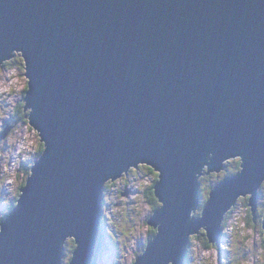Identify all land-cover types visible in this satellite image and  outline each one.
I'll return each instance as SVG.
<instances>
[{"label":"water","instance_id":"1","mask_svg":"<svg viewBox=\"0 0 264 264\" xmlns=\"http://www.w3.org/2000/svg\"><path fill=\"white\" fill-rule=\"evenodd\" d=\"M14 48L31 78L27 122L46 151L4 222L0 264H61L69 234L78 239L75 250L69 238L71 264H98L105 181L141 160L158 173L159 206L147 220L158 235L134 264H186L188 234L219 241L241 193H253L255 221L264 0H0V61ZM236 154L244 170L223 177L201 206L196 172L205 163L206 174L220 171ZM199 206L203 218L189 223ZM262 229L264 237V211Z\"/></svg>","mask_w":264,"mask_h":264},{"label":"clouds","instance_id":"2","mask_svg":"<svg viewBox=\"0 0 264 264\" xmlns=\"http://www.w3.org/2000/svg\"><path fill=\"white\" fill-rule=\"evenodd\" d=\"M17 54H22L26 56L23 49L14 48L12 49V55L10 57L0 61V67L3 66L4 61L11 60ZM27 72H28V67H27ZM6 75L16 77V79L8 80L7 83H3V81L6 79ZM21 76L22 73L19 71L18 67L8 72L7 74L5 72H0V84H2V86H0V117L7 118L8 113L11 112L12 108L15 107L17 97L25 99V96L23 95L24 88L27 85L30 76L26 74V76H23V78L20 79ZM13 88L15 89V95L11 94ZM9 105L11 107H9ZM2 123L3 120H0V124ZM40 132L42 131L40 130ZM39 148H40L39 134L35 130L29 132V130L23 125H17L14 132L8 133L6 135V142L0 141V200H2V204L5 206L4 211L0 212V234H2L4 231V222L7 218V215L10 214L11 209L13 207L18 206L17 204L12 202L13 192L15 188L18 186L15 178L16 172L22 171L23 166L25 164L29 165L32 168V170L34 169L37 161L42 158V156L46 151L45 150L41 152L39 151ZM214 155L215 153L212 152L208 154L209 158H211ZM230 158H239L241 160V166L239 165L240 169L238 173L242 172L244 170L243 155L236 154L234 156H229L223 161V163ZM143 161L146 160H141L138 161L137 164L130 165L126 170H121V174L119 176L116 177L109 176L105 181L104 184L105 190L103 192L104 202L102 203V220L106 218V215L109 217L108 219H106L108 225L107 232L109 235H111L112 233V228L115 222L112 219L111 214L106 213V208L108 207V205H113L111 210L112 212H117L120 210L119 208L115 207L114 202L119 195V189L124 185V181L121 178L125 176V174L129 173L130 170H133L134 166L139 167V165ZM206 169H209V164L207 163L203 165V171L198 170L195 174L196 178L200 182H201V177L205 174ZM160 171L162 173V170ZM233 174H237V173H233ZM110 181L116 182L115 187L113 188L111 193L107 191L105 187L106 182H110ZM152 182L153 181L151 176H144V178L140 181L133 180L132 185H130V187H139L143 189L144 187L151 185ZM5 189H7L6 192ZM262 189H264V180L260 182V186L257 189V192L264 193ZM245 193L253 194L251 191ZM241 194H239L236 197L235 202L232 203L230 207H228V209L224 212L221 221V227H222V235H224L225 238L217 242H219L224 249H229V248L234 249L236 243L235 241L236 235H238L241 240H244V238L247 237V240H244V245H242L241 247L246 246V248L248 249L247 251L249 252L247 258H243V257L241 258V264H264V237H262L255 228L248 226V222L246 218L249 212L251 214V210L250 207L248 210V207L246 205L240 203V200L242 199ZM258 196H257L256 209H255L257 215H259V210L262 207H264V196H261L259 199ZM128 199L129 198H124L123 202L127 203ZM130 199L138 200L137 208L140 213V215H138L135 219L136 231L129 237L130 246L132 248L137 247L138 242L141 240L143 242V245L145 240H147L148 241L147 246H148L149 242L154 240L155 236L158 235V234L149 235V231L147 228L146 218L148 215L151 214L152 211L151 205L146 203L143 197L138 196L137 194H132L130 196ZM164 204L165 202L161 199L159 208H163ZM237 205H239V207H237ZM251 208L253 209L252 204H251ZM233 209H235V211H233ZM203 215H204V208L202 209V211L199 210V208L191 209L189 212V223L193 219H202ZM262 218H263V214H262ZM158 226L160 227V225ZM202 228H207V227L201 226L200 229ZM194 232L196 231H192L188 234L189 243L186 247V259L188 261V264H218L217 249L216 248L205 249L202 241L194 240L192 238V233ZM70 237L76 238L77 247L75 248V250L78 248L77 236L75 234L67 235L63 242V247L65 248L66 255L61 257V264H71L72 260L74 259L75 250L70 255L69 247L67 244ZM112 240L113 242L118 243L117 239L112 238ZM146 249L147 247H143L142 254L146 251ZM233 256L234 253H230V255L224 256L222 258L223 264H232ZM117 260H118V264H124V262L120 257H118ZM168 264H175V262L169 260Z\"/></svg>","mask_w":264,"mask_h":264},{"label":"rangeland","instance_id":"3","mask_svg":"<svg viewBox=\"0 0 264 264\" xmlns=\"http://www.w3.org/2000/svg\"><path fill=\"white\" fill-rule=\"evenodd\" d=\"M17 67H18L19 71L22 73V76L20 77V79H22L23 76H25L23 74V73H25V71H24V61H23V58H22L21 54L15 55L10 60V62L8 63L7 67L0 68V72H5L7 74L8 72L12 71L13 69H16ZM12 79H16V77H12V76H7L6 75V79L3 81V83H7L8 80H12ZM0 86H2V84H0ZM26 89H27V85L25 86L24 91ZM11 94L15 95V89L14 88H13V91H12ZM23 95H24V93H23ZM20 102H22V98L17 97L15 107L12 108V111L8 113L7 118L0 117V120H3V123H4L5 120L11 118V116L14 113V110H15L17 104L20 103ZM9 107H11V106L9 105ZM3 123L0 124V130H1V127H2ZM10 125L12 126V128L7 132V134L11 133V132H14L17 125L25 126L29 130V132L34 130L28 123H23V122H19V121L13 122ZM4 138L1 139V141H5L6 142V136ZM39 145L41 146L40 139H39ZM235 161H237L235 164H238L239 163V158H230V159L225 161L223 169H221L220 171H211L209 174L205 173L201 177V186H202L201 187V193L204 190L202 196L200 197L201 201H203L205 199V196L209 192L210 186H213V184L217 183V181H218V178L216 179V177L213 176V175L218 174L219 178L222 177L221 179H223V177L226 176L225 170H228V171L233 170L235 172L239 171L238 169H236L234 167V162ZM25 166H26V164L23 166L22 171H17L16 172L15 178H16V182H17L18 186L15 188V190L13 192V199H14L15 195L20 193L19 187H20V184L23 181L24 177L26 176L25 178H27V176H28L26 174ZM139 166H140V167H138L139 169L138 168H133V170H130V172L127 175H125V176H123L121 178L124 181V185L119 189V195H118L117 199L114 202L115 207L119 208L120 210L117 211V212H112L111 210H112L113 205H108V207L106 208V213H110L111 214V217H112V219L114 220V222L116 224V227H115V225L113 226L112 231L116 232L117 237L119 239H118V243H116L114 245L116 246L117 244H119L121 246L120 248H122L123 254L120 255L119 257L122 259L124 264H129V262H130V264H132L134 262L135 258L139 254L142 253L141 249L143 248L142 240L138 242L137 247H135V248H132L130 246V243H129V237L136 231L135 219H136V217L138 215H140V213L138 211V208H137L138 200H132V199H130V196L132 194H137L138 196H142L143 199L146 201V203L151 205V209H152L151 214L154 211V204H152V200H150V201L148 200L149 198H148V196L146 194L151 189L152 185L154 184L155 179H157L158 173H157V171H150L149 170L150 168L144 163H141ZM28 167H30V166H28ZM205 171H207V169ZM29 172H30V169H29ZM144 176H151L152 181H153L151 183V185L146 186L143 189H141L139 187H130V185H132L133 180L140 181V180H142L144 178ZM108 183H110V187L107 189V191H109L111 193L113 188L115 187V183L116 182L115 181H110ZM6 191H7V189H5V192ZM262 191H264V189ZM125 192H126V194H124ZM18 196H19V194H18ZM18 196H17V198H18ZM250 196H251L250 193L245 195V196H241L242 199L240 200V203L246 205L248 207V210H249V204L248 203H249ZM261 196H264V193H259L258 199ZM152 197H154V196H152ZM124 198H129L127 200V203L123 202ZM154 199H155V197H154ZM155 203H156V205H159V202L157 200L155 201ZM4 207L5 206L2 204V200H0V212L4 211ZM237 207H239V205H237ZM198 208L200 210V206ZM262 209L264 210V207H262L260 209V211ZM233 211H235V209H233ZM260 211H259V217L258 216L255 217V220H256L255 222L256 223H252V226H249V227L255 228L260 233V235L262 236L263 235V229H262L263 218H262V213H260ZM150 215L147 216L146 223H147V220H148ZM108 218L109 217L106 215L105 219H108ZM104 226H106V229H107L108 225H107V221L106 220H105ZM147 228H148V231L150 233L152 228L148 224H147ZM192 236H194V238H193L194 240H200V241L204 242L203 236H200V239L197 237V235H192ZM113 237L116 239L115 234L113 235ZM220 238L221 239L225 238V236L222 235V230H221ZM110 239L111 238H109V240ZM244 240H247V237H245ZM244 240H241L239 238V236L236 235V237H235L236 243H235V248L234 249H232V248L224 249L222 254H221V252H218L219 250L217 249L218 264H221L222 258L224 256H228L230 253H234V256H236L238 254L246 252L248 250L246 248V246L245 247H241L242 245H244ZM145 241H147V240H145ZM115 249H117V248L115 247ZM227 251H229L230 253L227 252ZM69 254L71 255V253H69ZM220 254L222 256L221 259H219L220 258Z\"/></svg>","mask_w":264,"mask_h":264},{"label":"trees","instance_id":"4","mask_svg":"<svg viewBox=\"0 0 264 264\" xmlns=\"http://www.w3.org/2000/svg\"><path fill=\"white\" fill-rule=\"evenodd\" d=\"M9 62H10V60L4 61V62H3V66L0 67V68L7 67ZM24 93H25V91H24ZM24 104H25V103H24L23 98H22V102H20V103L17 104V106H16V108H15V110H14V113H13V115L11 116V118H10V119H7V120L4 121V123H3L2 127H1V130H0V133H1L2 129H3L6 125H10V124H12L13 122H17V121H19V122H23V123H28V122H27V114H28L29 111H28V110H25V108H24ZM4 139H5V138H4ZM42 149H43V144H41V146H40V148H39V151L42 152ZM236 162H237V161L234 162V167H235L236 169L239 170L240 160H239V163H238V164H235ZM28 166H29V165H28ZM28 166H27V164H26V166H25L26 174H27V175H29V169H30V167H28ZM139 167H140V166H139ZM225 167H226V166H225ZM138 169H139V168H138ZM226 169H227V168H226ZM149 170H150V171H153L152 169H149ZM225 172H226V175H231V174H233V173H236L237 171L235 172V171H233V170H231V171L225 170ZM213 176H215L216 179L218 178V181L222 178V177L219 178L218 174H215V175H213ZM224 176H225V175H224ZM25 177H26V176H25ZM25 177H24L23 181H22L21 184H20L19 191H20V189L23 187V185H24V183H25V179H26ZM156 180H157V179H155L154 183L156 182ZM218 181H217V182H218ZM214 184H215V183H214ZM214 184H213V185H214ZM153 185H154V184H153ZM153 185H152L151 189L147 192L146 195L148 196V198H149L148 200H149V201L152 200V204H154V209H155V208H157L159 205H156V203H155L156 198L154 199L155 196H154V194H153ZM105 187H106V190H107V189L110 187V183L106 182ZM201 187H202V186H200V191H199V195H200V197L202 196V194H201ZM211 188H212V186H210V189H211ZM210 189H209V190H210ZM104 190H105V189H104ZM262 190H263V189H262ZM203 191H204V190H203ZM103 192H104V191H103ZM258 193H259V192H258ZM18 194H19V193H18ZM18 194L15 195L14 199L12 200L13 203H16V199H17ZM151 195L154 196V197H152ZM207 196H208V193H207V195L205 196V199H204L203 201L200 202V205H201V206H202L203 203L205 202ZM103 202H104V198H103ZM103 202H102V203H103ZM101 213H102V206H101ZM260 213L263 214V209L260 211ZM228 217H229V216H228ZM246 219H247V222H248V226H252V223H254V221H252V215L250 214V212H249L248 217H247ZM105 220H106L105 218L102 220V214H101V222H100V226H99V228H100V231H101V234H102V242H101V249H100V251H99V255H98V264H99V261H100L102 255L106 254V252H109V251H111V252L114 253V255H115V261H116V263H118L117 258H118L120 255L123 254V250H122V248H120L121 246H120L119 244H117L116 246L114 245V244H116V243L113 242V240H111L112 238H114L113 235L115 234L117 240H118L119 238L117 237L116 232H113V231H112L111 235L108 234L107 229H106V226H104ZM114 225H115V227H116V224H115V223H114ZM225 226H226V223H225ZM102 231H103V232H102ZM154 232H155V230L153 231V229H152V230L150 231L149 235H153ZM200 236H203V240H204L203 244H204V248H205V249L216 248V249L219 250L218 252H220V250L222 251V249H221V244H220L219 242H216V243H214V244L209 243V242L207 241V238L205 237L203 231H200L199 234L197 235V237H198L199 239H200ZM262 237H263V235H262ZM109 238H111V239L109 240ZM192 238H194V236H192ZM219 240H221V238H220ZM146 243H147V241H145L143 247H145ZM67 244H68V247H69V253H71V251H73V249H74V247H75V242H74L73 239H69L68 242H67ZM115 247H116L117 249H115ZM142 251H143V248L141 249V252H142ZM248 252H249V251H246V252L241 253L242 256H241V254H238V255H236V256H233V262H232V264H241V258H242V257H243V258H247V256H248ZM65 253H66V251H65ZM229 255H230V254H229ZM186 264H188V261H186ZM221 264H223L222 260H221Z\"/></svg>","mask_w":264,"mask_h":264},{"label":"built area","instance_id":"5","mask_svg":"<svg viewBox=\"0 0 264 264\" xmlns=\"http://www.w3.org/2000/svg\"><path fill=\"white\" fill-rule=\"evenodd\" d=\"M221 249H222V251L220 250V252L222 254L223 251H224V248L221 246ZM221 254H220V258L219 259H221V257H222ZM108 255H109L108 252H106V254L102 255V264H110V262L107 261ZM111 262H112V264H117L116 261H115V258L114 259L112 258Z\"/></svg>","mask_w":264,"mask_h":264},{"label":"bare ground","instance_id":"6","mask_svg":"<svg viewBox=\"0 0 264 264\" xmlns=\"http://www.w3.org/2000/svg\"><path fill=\"white\" fill-rule=\"evenodd\" d=\"M24 71H26L25 70V65H24ZM10 126V129L12 128V126L11 125H9ZM41 142V141H40ZM41 144H42V142H41ZM42 151H43V149H42ZM124 194H126V192L124 193ZM103 232V231H102ZM148 242V241H147ZM135 261V260H134ZM132 264H134V263H132Z\"/></svg>","mask_w":264,"mask_h":264},{"label":"flooded vegetation","instance_id":"7","mask_svg":"<svg viewBox=\"0 0 264 264\" xmlns=\"http://www.w3.org/2000/svg\"><path fill=\"white\" fill-rule=\"evenodd\" d=\"M204 191H202V194H203ZM260 211V210H259ZM259 217V215H257ZM256 223V222H255ZM261 223V222H260Z\"/></svg>","mask_w":264,"mask_h":264}]
</instances>
